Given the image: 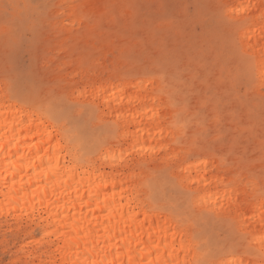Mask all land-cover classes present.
<instances>
[{"label": "rangeland", "instance_id": "rangeland-1", "mask_svg": "<svg viewBox=\"0 0 264 264\" xmlns=\"http://www.w3.org/2000/svg\"><path fill=\"white\" fill-rule=\"evenodd\" d=\"M5 4L12 5L7 13ZM34 4L56 6L45 12L52 23L28 35L22 50H6V18L11 29L24 33ZM214 4H253V26H264L258 19L264 0H0V90L11 96L20 91L38 105L53 108L92 151L123 144L125 156L132 153L137 161L146 160L143 167L132 169L125 163L120 169L148 176L149 199L185 223L201 260L207 253L202 245L220 240L227 225L212 218L213 209L182 195L186 183L181 169L187 165L168 168L167 158L199 152L208 143L199 136L206 118L213 129L210 140H218L220 149L217 172L209 179L231 172L229 179L237 178L238 190L248 201V217L253 215L251 205L264 200V51L249 47L247 40L237 50L228 26L210 19L214 9L207 6ZM258 36L259 31L252 39ZM241 76L248 81L242 93L237 91ZM85 79L98 81L107 93L97 96L90 89L74 94L63 85L53 92L58 81ZM132 113V119H142L136 136L127 121ZM169 147L171 151L158 155ZM114 151L121 158V149ZM20 152L3 149L0 158L6 163ZM30 157L26 162L36 159ZM190 163L195 166L196 161ZM209 191L216 193V186ZM35 202L33 197L25 205H11L0 195V264L51 262L39 251L46 238L32 221L38 212ZM251 225L242 231H259L254 219ZM249 259L264 264L255 246Z\"/></svg>", "mask_w": 264, "mask_h": 264}, {"label": "bare ground", "instance_id": "bare-ground-1", "mask_svg": "<svg viewBox=\"0 0 264 264\" xmlns=\"http://www.w3.org/2000/svg\"><path fill=\"white\" fill-rule=\"evenodd\" d=\"M260 27H256L257 31ZM251 46L264 51V41L259 36L252 39ZM260 63L263 72L264 58ZM14 96L0 90V150H21L9 162L3 163L0 158V195L11 205L15 201L25 205L35 197L36 202L32 204L38 212L32 221L46 238L39 251L45 253L48 262L51 261L49 264H65L66 260L77 258L75 248L71 252L58 250L68 237L73 241L79 240L81 251L85 240L91 248L96 240L103 244L111 237L110 245H104L112 248L107 260L116 256L119 245L123 264H128L130 249L133 264H139L141 257L147 264V260L155 261L158 256L160 264L165 259L169 264H199L202 261L194 236L187 232L185 223L149 199L146 174L140 176L141 173L122 171L121 158L114 153L113 159L111 147L101 145L94 151L90 150L65 126L61 115L53 108L31 100L28 101L30 106L26 107ZM18 109L23 111V115ZM135 115L127 116V121L134 128L133 136H136L137 129L142 130L139 128L142 119H132ZM30 155L36 159L29 163L26 161ZM211 193V198L216 196V193ZM205 195V192L200 194ZM260 203L251 206L258 209ZM254 221L259 231L254 229L252 233L259 235L264 227L259 210ZM57 229V235L63 234L60 245L49 250L51 241L47 237ZM150 232L160 243L159 252L155 244L142 243V250L138 248V243L148 241ZM174 236L175 245L172 243ZM150 248L151 256L148 255ZM255 250L261 254L259 244L255 245ZM90 254L97 261L104 256L100 247ZM79 259L83 260L84 256L81 254Z\"/></svg>", "mask_w": 264, "mask_h": 264}, {"label": "snow or ice", "instance_id": "snow-or-ice-1", "mask_svg": "<svg viewBox=\"0 0 264 264\" xmlns=\"http://www.w3.org/2000/svg\"><path fill=\"white\" fill-rule=\"evenodd\" d=\"M11 7L12 5L5 4V12L7 13V10ZM32 7L35 9V12L31 17L28 29H26L24 33L11 29L10 26H8L6 18V31L4 33V46L6 50H22L28 35L36 33L52 23L53 17L45 15V12L49 8L56 7L55 5L34 4ZM59 7L64 8L66 6L60 5ZM207 7L214 9L210 17L212 21L225 23L231 30V41L237 50L240 49V46L245 40H247L249 47H251L252 36L257 32V29L253 26V16L250 11L256 7L255 5L247 4L230 6L229 4H214ZM59 18V16L55 17L56 20H59ZM258 19L264 21V11L259 14ZM242 31L243 35H240ZM258 31L260 32V39L264 40V26H261ZM60 85H63L65 89H73L74 94L76 90H80V93L83 94L91 89L97 96H99L104 95L108 91L106 87H98V81L85 79L70 84L65 83L64 81H58L55 87H53V92H55V88ZM246 86H248V81L244 76H241L238 81L237 91L242 93ZM261 92H264V84L261 85ZM14 98L18 103L23 104L26 107L30 106L28 102L29 98L26 94L17 91ZM242 98L243 97H241V99ZM261 100L264 101V97H261ZM18 111L23 115L22 110L18 109ZM261 115L264 116V103L261 105ZM93 119H95V116H93ZM103 123L104 122H102L101 126H103ZM125 127H127V125H125ZM202 127L204 130L199 133V136L203 137L208 143L201 146L199 152L189 151L187 153H176L175 156H169L167 158L168 168L174 169L177 164L187 165V167L181 169V172L185 174L186 183V188L183 190L182 195L188 198L190 202H195L201 206L207 205L209 208L213 209L212 218L218 223L227 225L220 240L212 241L210 239L202 245V247L207 248V253L206 258L200 261L199 264H251L249 257L254 251V246L256 244H259V251L262 259H264V227H262L261 234L259 235H255L247 230L242 231V229H251V221L255 218L257 210L260 212L261 225L264 226V200L258 205V209H252L253 215L248 217L246 215L249 211L247 207L248 201L242 198L241 193L238 190L237 178L229 179V176L232 175L231 172L225 171L222 176L217 174L215 180L209 179L211 173L217 172L215 160L220 153V149L216 148L218 140H210L213 135V129L208 124L207 118L202 122ZM109 134L111 135L112 133L109 132ZM125 137H127V132H125ZM52 138L55 139L56 137L53 136ZM117 139L120 138L117 137ZM109 147L113 149V159H115V148L119 147L121 149V166L126 163L128 168L135 169V167H143L147 163L144 159L137 161L132 153H128L127 156H125L123 144L110 145ZM171 150V147L168 149H162L158 155H163L164 151ZM234 152L235 149H233V154ZM181 157H183V159H181ZM220 158L223 159L222 156ZM193 160L196 161L195 166L190 163V161ZM222 167H227V165H222ZM201 173H203V175H201ZM213 185H215L217 189L216 198L214 200H212V193L209 191ZM220 187H223L224 189L223 195H220L219 193ZM201 192H205L206 195L200 196ZM261 196L264 197V191H262ZM170 230L171 229H166L165 231ZM58 232L59 229H57L56 232L49 233L47 237V239L51 241L49 250L60 245L63 234L57 235ZM249 236H252L251 240H249ZM53 237H55V239H53ZM166 239L167 238L165 237V241ZM110 242L111 237H108L103 244H101L100 240H96L90 248L87 240H85L83 251H81L79 240L73 241L71 237H68L58 250L71 252V250L75 248L77 258L75 260H66L65 264H123V261L120 258L121 249L119 245L116 247V256L111 260H107V255L111 254L112 248L110 246L104 247V245H110ZM175 242L174 236L172 242L173 245H175ZM142 243H147L149 245L155 244L156 251H160V243L155 241L151 232L149 233V239L147 242L138 243V248H141V250ZM181 246H183V236H181ZM97 247H100L101 251L104 252V256L100 261H97L90 254V252H94ZM81 254L84 256L83 260L79 259ZM148 255H152L151 248L149 249ZM18 264H24V261L21 260ZM29 264H34V262L30 261ZM128 264H133V254L131 249L129 250ZM139 264H145L143 257H141ZM147 264H160L159 256L155 261L151 259L147 260ZM163 264H169V262L165 259Z\"/></svg>", "mask_w": 264, "mask_h": 264}]
</instances>
